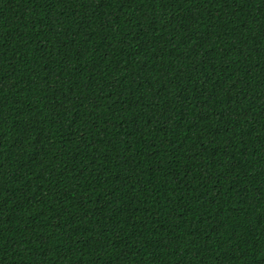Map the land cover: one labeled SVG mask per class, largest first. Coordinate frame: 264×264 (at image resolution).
<instances>
[{"label":"trees","instance_id":"1","mask_svg":"<svg viewBox=\"0 0 264 264\" xmlns=\"http://www.w3.org/2000/svg\"><path fill=\"white\" fill-rule=\"evenodd\" d=\"M0 264H264V0H0Z\"/></svg>","mask_w":264,"mask_h":264}]
</instances>
